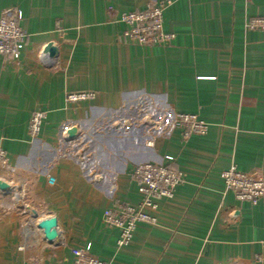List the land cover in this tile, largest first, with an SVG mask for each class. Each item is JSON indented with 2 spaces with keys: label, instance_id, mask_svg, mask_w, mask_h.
I'll return each instance as SVG.
<instances>
[{
  "label": "crops",
  "instance_id": "0c3cea01",
  "mask_svg": "<svg viewBox=\"0 0 264 264\" xmlns=\"http://www.w3.org/2000/svg\"><path fill=\"white\" fill-rule=\"evenodd\" d=\"M147 2L0 0V13L21 9L28 33L17 60L0 55V146L14 166L0 169L8 185L0 264H84L88 255L108 264H264V194L238 200L221 177L234 164L264 178V30L245 23L264 16V0H169L172 42L138 44L124 38L119 17ZM71 90L95 96L68 102ZM36 109L46 115L32 139ZM144 111L161 120L196 113L208 128L184 138L172 127L149 145ZM166 155L182 181L148 209L155 222H137L118 246L104 208L137 204L133 166ZM46 216L56 218L52 242L36 225Z\"/></svg>",
  "mask_w": 264,
  "mask_h": 264
},
{
  "label": "built area",
  "instance_id": "2783aa9c",
  "mask_svg": "<svg viewBox=\"0 0 264 264\" xmlns=\"http://www.w3.org/2000/svg\"><path fill=\"white\" fill-rule=\"evenodd\" d=\"M169 0H148L141 9L123 11L119 19L125 24L122 35L127 40L138 44H169L174 38V32L164 29L163 10ZM22 11L18 7H6L0 13V55L8 62L17 60L25 45L28 33L21 25ZM246 26L264 30V16L255 15L247 18ZM47 50V49H45ZM44 50V51H45ZM93 90H71L66 92L68 102L90 100L94 98ZM45 111L34 110L28 123V133L32 139L38 137ZM181 129L184 138L194 133H205L208 123L196 113L176 112L171 119V128ZM62 134H69V126L64 125ZM150 145L152 141H147ZM165 161H141L132 169L140 200L137 204L118 202L104 208L102 219L106 224L118 228V246H123L130 240L135 225L139 221L155 222L156 217L148 211L157 206L156 199L170 197L177 184L182 181L181 170L172 162L170 155L164 156ZM13 171L6 150L0 146V169ZM225 187L230 189L238 200L256 203L264 194V178L259 171L244 172L234 164L221 171ZM51 188H58L55 175L46 174ZM264 246V237L261 240ZM255 259L260 260V255ZM84 264H108L107 261L95 255H88Z\"/></svg>",
  "mask_w": 264,
  "mask_h": 264
},
{
  "label": "rangeland",
  "instance_id": "374dc122",
  "mask_svg": "<svg viewBox=\"0 0 264 264\" xmlns=\"http://www.w3.org/2000/svg\"><path fill=\"white\" fill-rule=\"evenodd\" d=\"M141 116L147 119L149 126V130L147 131V141H153V139L159 134L167 133L171 130L170 115L165 116L164 119L161 120L160 118H158V116H155L154 114H149L148 112L144 111ZM62 129L63 127L61 128V134Z\"/></svg>",
  "mask_w": 264,
  "mask_h": 264
},
{
  "label": "water",
  "instance_id": "95a60500",
  "mask_svg": "<svg viewBox=\"0 0 264 264\" xmlns=\"http://www.w3.org/2000/svg\"><path fill=\"white\" fill-rule=\"evenodd\" d=\"M48 51L50 54H53L54 47L52 45L48 46ZM70 132V131H69ZM8 185L4 181H0V188L5 189ZM56 218L54 216H46L43 218L38 219L37 221V227L41 229V232L44 236V238L52 242L53 239L57 236L58 232L56 229Z\"/></svg>",
  "mask_w": 264,
  "mask_h": 264
}]
</instances>
